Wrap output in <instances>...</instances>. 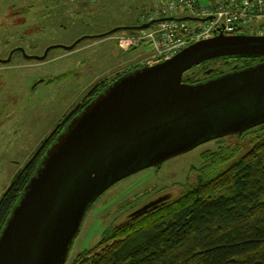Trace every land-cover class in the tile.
I'll return each mask as SVG.
<instances>
[{"label": "water", "instance_id": "95a60500", "mask_svg": "<svg viewBox=\"0 0 264 264\" xmlns=\"http://www.w3.org/2000/svg\"><path fill=\"white\" fill-rule=\"evenodd\" d=\"M52 48L27 58L45 60ZM235 57L264 58V34L220 32L128 71L99 92L40 160L0 235V264H66L88 210L111 186L203 143L263 125L264 60L206 81H184L194 67Z\"/></svg>", "mask_w": 264, "mask_h": 264}, {"label": "rangeland", "instance_id": "374dc122", "mask_svg": "<svg viewBox=\"0 0 264 264\" xmlns=\"http://www.w3.org/2000/svg\"><path fill=\"white\" fill-rule=\"evenodd\" d=\"M157 2L0 0V60L11 57L0 63V201L43 141L95 85L136 67L134 60L147 63L151 58L148 45L129 52L118 48L113 37L130 30L95 36L116 27L138 26L140 16ZM81 38L74 49L64 48ZM51 46L45 60L27 58L42 56ZM205 67L206 72L203 66L192 70L198 69L197 79H204L211 69L214 76L228 72L234 65L216 60ZM257 127L203 143L111 186L88 210L66 264H74L84 251L100 252L105 245L96 246L115 225L160 196L170 193V198H177L189 188L193 173L210 177L227 167L264 135V128Z\"/></svg>", "mask_w": 264, "mask_h": 264}, {"label": "trees", "instance_id": "16d2710c", "mask_svg": "<svg viewBox=\"0 0 264 264\" xmlns=\"http://www.w3.org/2000/svg\"><path fill=\"white\" fill-rule=\"evenodd\" d=\"M186 15L182 19L190 21L188 24L197 21L186 19ZM263 22L245 26L239 33L264 34ZM228 59L220 61L229 63ZM192 79L200 81L191 74L184 81ZM106 81L91 89L16 176L0 201V235L48 147L106 87ZM259 137L214 176L197 171L191 175L189 188L177 198H166L115 225L96 246L105 245L100 252L91 255L94 250L84 251L74 264H264V135Z\"/></svg>", "mask_w": 264, "mask_h": 264}, {"label": "built area", "instance_id": "2783aa9c", "mask_svg": "<svg viewBox=\"0 0 264 264\" xmlns=\"http://www.w3.org/2000/svg\"><path fill=\"white\" fill-rule=\"evenodd\" d=\"M182 14L202 20L188 24L179 18ZM141 19V24L153 23L148 28L116 34L113 38L125 52L150 46L151 58L146 64L155 65L197 41L220 32L237 34L245 26L260 22L264 19V0H163L143 13Z\"/></svg>", "mask_w": 264, "mask_h": 264}, {"label": "flooded vegetation", "instance_id": "af4514ba", "mask_svg": "<svg viewBox=\"0 0 264 264\" xmlns=\"http://www.w3.org/2000/svg\"><path fill=\"white\" fill-rule=\"evenodd\" d=\"M132 31V30H131ZM229 60V64H233L234 65V67H233V69H229L228 71H232V70H234L235 68L236 69H241V68H245V67H247V66H250V65H253V64H256V63H258V62H261V61H263L264 60V58H249V57H235V58H231V59H228ZM216 61V60H215ZM0 63H3V62H0ZM205 65H207V63H204V64H202V65H199V66H197L198 67V69H199V67H201V66H203L204 67V69H203V72H206V67H205ZM209 67V66H208ZM196 67H194V68H192L191 70H189L188 72H186L185 73V75H184V79L186 78V76H188L189 74H191L192 75V77L193 78H195V80H197V81H206V80H209V79H211V78H213L214 77V74L212 73V74H207V73H205V75H207V76H205V78L204 79H201V77L199 78V79H197V76H196V74L199 72L198 71V69H197V72H195V73H193L194 71H192V70H194ZM221 74V73H220ZM200 75V74H199ZM209 75V76H208ZM217 75H219V74H217ZM105 81V80H104ZM109 80H107L106 81V83H105V86L107 87L108 85H106L107 84V82H108ZM114 80H112V82H113ZM191 81H193V82H189V83H195L196 81H194V79H192ZM102 82V81H101ZM185 82H188V80L187 81H185ZM106 87H102L101 88V91L102 90H104ZM100 91V92H101ZM170 193L169 194H166V195H163V196H160L159 198H163V197H168V198H170ZM158 198V199H159ZM148 205V204H147ZM146 206V205H145Z\"/></svg>", "mask_w": 264, "mask_h": 264}, {"label": "crops", "instance_id": "0c3cea01", "mask_svg": "<svg viewBox=\"0 0 264 264\" xmlns=\"http://www.w3.org/2000/svg\"><path fill=\"white\" fill-rule=\"evenodd\" d=\"M149 53H150V51L148 52V55H149ZM147 58H148V56H147ZM147 58H146V59H147ZM134 61H135L136 65L146 64L145 61L142 62V60H141V61H140V60H139V61L134 60Z\"/></svg>", "mask_w": 264, "mask_h": 264}]
</instances>
